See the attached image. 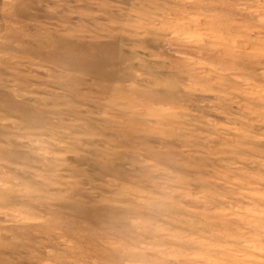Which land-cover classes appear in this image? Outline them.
<instances>
[{
    "label": "clouds",
    "instance_id": "clouds-1",
    "mask_svg": "<svg viewBox=\"0 0 264 264\" xmlns=\"http://www.w3.org/2000/svg\"><path fill=\"white\" fill-rule=\"evenodd\" d=\"M0 264H264V0H0Z\"/></svg>",
    "mask_w": 264,
    "mask_h": 264
}]
</instances>
